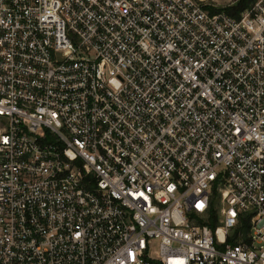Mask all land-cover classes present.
I'll list each match as a JSON object with an SVG mask.
<instances>
[{
    "label": "built area",
    "instance_id": "2783aa9c",
    "mask_svg": "<svg viewBox=\"0 0 264 264\" xmlns=\"http://www.w3.org/2000/svg\"><path fill=\"white\" fill-rule=\"evenodd\" d=\"M0 264H264V0H0Z\"/></svg>",
    "mask_w": 264,
    "mask_h": 264
},
{
    "label": "trees",
    "instance_id": "16d2710c",
    "mask_svg": "<svg viewBox=\"0 0 264 264\" xmlns=\"http://www.w3.org/2000/svg\"><path fill=\"white\" fill-rule=\"evenodd\" d=\"M256 0H233V4L226 8V12L238 16L242 11L248 9Z\"/></svg>",
    "mask_w": 264,
    "mask_h": 264
},
{
    "label": "rangeland",
    "instance_id": "374dc122",
    "mask_svg": "<svg viewBox=\"0 0 264 264\" xmlns=\"http://www.w3.org/2000/svg\"><path fill=\"white\" fill-rule=\"evenodd\" d=\"M233 4V0H209V6L212 10H224L226 11V8ZM219 205V203H217Z\"/></svg>",
    "mask_w": 264,
    "mask_h": 264
}]
</instances>
